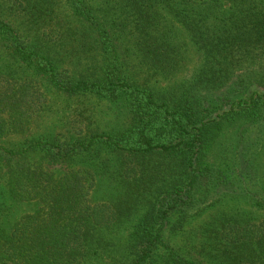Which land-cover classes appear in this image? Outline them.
Masks as SVG:
<instances>
[{"label":"trees","instance_id":"obj_1","mask_svg":"<svg viewBox=\"0 0 264 264\" xmlns=\"http://www.w3.org/2000/svg\"><path fill=\"white\" fill-rule=\"evenodd\" d=\"M177 25L202 63L155 89L184 60ZM46 93L120 116L8 139ZM255 125L261 144L264 0H0V264H264V186L235 187L257 179Z\"/></svg>","mask_w":264,"mask_h":264},{"label":"rangeland","instance_id":"obj_2","mask_svg":"<svg viewBox=\"0 0 264 264\" xmlns=\"http://www.w3.org/2000/svg\"><path fill=\"white\" fill-rule=\"evenodd\" d=\"M177 30L178 36L184 44V60L179 71L171 79L150 81L149 84L155 89H162L169 85L190 80L202 63V53L189 41L186 31L179 25H177ZM134 63V60H129L130 68L134 69ZM45 99L46 106L35 115L33 121L27 124V130H25L24 134L13 133L8 139L23 140L22 138L24 137L37 136L42 133L64 134L68 133V131L75 132L80 129L84 130L87 123L106 126L115 123L118 120L117 116H120L116 105L110 103L106 99L98 98L93 95L68 96L64 94L46 93ZM228 134V131L224 132V135H222V137L220 136L221 138L216 143V146H218L219 150L223 149L221 151L222 156L226 155L231 157L229 154L232 147ZM257 139H261V133L255 125L250 129L244 145L247 146L248 153L254 151L255 160L251 162L252 164L246 162L245 166H251V173L257 175L256 182L249 177H243V179L235 185L236 188L239 186L250 187L252 189L253 184H255L254 187L264 186V142L258 144ZM208 159L209 161L213 160L210 158ZM248 159L249 155L245 158V161L250 163L251 160ZM234 176L239 179L236 170H233L229 177ZM220 185L219 188L226 190L228 188L227 180L221 182ZM233 202L235 201H225L226 205L227 203L232 204ZM215 211V207L213 206L207 208L200 218L188 223L181 231L172 237V240L182 243L186 235L190 233L192 227H196L200 221L210 217Z\"/></svg>","mask_w":264,"mask_h":264}]
</instances>
